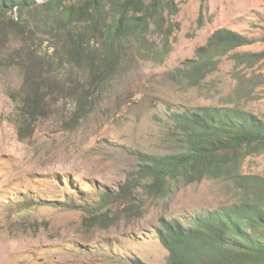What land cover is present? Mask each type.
Listing matches in <instances>:
<instances>
[{"label":"rangeland","instance_id":"1","mask_svg":"<svg viewBox=\"0 0 264 264\" xmlns=\"http://www.w3.org/2000/svg\"><path fill=\"white\" fill-rule=\"evenodd\" d=\"M173 3V33L166 40L150 35L166 56L128 58L110 93L80 99L81 111L50 92L28 110L34 116L20 113L9 89L22 85L29 60L24 50L11 58L21 43L0 29V264H130L134 257L167 264L169 252L156 232L161 217L189 224L191 212L241 198V190L221 178L182 185L167 198L128 181L140 167V151L170 149L173 111L238 106L264 120V0ZM218 28L253 39L235 51L262 54L238 67L225 55L196 86L173 80L169 73ZM48 44L34 36L40 51H51ZM242 171L264 175V151L248 155ZM97 188L111 193L107 206Z\"/></svg>","mask_w":264,"mask_h":264},{"label":"trees","instance_id":"2","mask_svg":"<svg viewBox=\"0 0 264 264\" xmlns=\"http://www.w3.org/2000/svg\"><path fill=\"white\" fill-rule=\"evenodd\" d=\"M176 12L173 0H0V29L8 28L21 43L11 58L24 50L29 60L22 85L9 89L11 98L27 116H34L28 110L51 97L50 92L81 111L80 99L104 89L110 93L128 58L166 56L150 35L166 40L174 31L169 13ZM35 35H43L51 51L35 47ZM252 42L235 30L218 28L169 76L196 86L225 55L237 67L252 63L262 53L235 51ZM171 119L170 149L140 151L142 162L128 181L135 180L152 197L167 198L182 185L221 178L242 195L238 201L191 212L189 224L161 217L156 232L169 252L167 264H264V175L242 171L248 155L264 151V120L238 106L216 105L176 110ZM97 193L107 206L111 193L102 188ZM131 264L148 263L135 257Z\"/></svg>","mask_w":264,"mask_h":264},{"label":"clouds","instance_id":"3","mask_svg":"<svg viewBox=\"0 0 264 264\" xmlns=\"http://www.w3.org/2000/svg\"><path fill=\"white\" fill-rule=\"evenodd\" d=\"M160 241V240H159ZM135 258V257H134ZM133 259V258H132ZM130 264H131V262H130Z\"/></svg>","mask_w":264,"mask_h":264}]
</instances>
